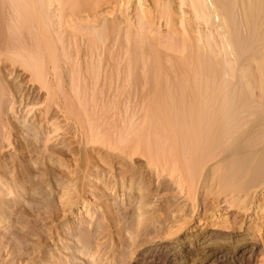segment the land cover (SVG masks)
Returning a JSON list of instances; mask_svg holds the SVG:
<instances>
[{
  "label": "bare ground",
  "instance_id": "obj_1",
  "mask_svg": "<svg viewBox=\"0 0 264 264\" xmlns=\"http://www.w3.org/2000/svg\"><path fill=\"white\" fill-rule=\"evenodd\" d=\"M174 1L0 0V139L9 138L8 115L14 118L24 99L3 69L19 67L87 143L129 159L140 155L154 173L166 168L193 206L202 187L227 208L245 211L253 202L258 212L264 200V0ZM25 121L23 114L19 123L36 137ZM28 182L26 171L8 181L0 177V190L22 199ZM140 184L120 183L122 195L139 192L130 221L135 232L149 220ZM59 186L62 204L69 203L72 188ZM86 203L82 208L92 211ZM217 210L212 217L223 216ZM2 215L0 224L8 218ZM87 239L63 249L102 264Z\"/></svg>",
  "mask_w": 264,
  "mask_h": 264
},
{
  "label": "rangeland",
  "instance_id": "obj_2",
  "mask_svg": "<svg viewBox=\"0 0 264 264\" xmlns=\"http://www.w3.org/2000/svg\"><path fill=\"white\" fill-rule=\"evenodd\" d=\"M3 70L24 99L16 103L14 118L8 115L9 138L0 139V177L8 181L26 171L30 182L28 193L16 201L0 190V215L8 217L0 224V264H92L63 249L83 237L102 264H264V200L258 212L253 202L245 211L230 209L200 187L193 206L166 168L154 173L140 155L129 159L128 153L87 143L58 106L48 105L44 90L31 84L26 72ZM23 114L25 126H35L37 140L19 123ZM131 178L141 182V199L152 220L137 232L130 221L139 192L122 195L120 187ZM59 184L72 188L69 203L62 204ZM85 201L92 211L82 208ZM217 208L220 218L211 216Z\"/></svg>",
  "mask_w": 264,
  "mask_h": 264
}]
</instances>
